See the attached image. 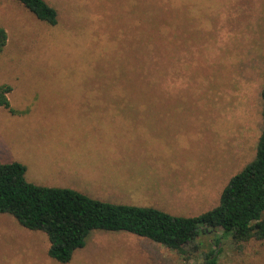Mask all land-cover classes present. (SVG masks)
Here are the masks:
<instances>
[{
    "label": "rangeland",
    "instance_id": "374dc122",
    "mask_svg": "<svg viewBox=\"0 0 264 264\" xmlns=\"http://www.w3.org/2000/svg\"><path fill=\"white\" fill-rule=\"evenodd\" d=\"M44 1L58 13L56 26L16 0H0L9 37L0 85L12 87L16 111L0 108V163L23 164L37 186L107 203L185 218L216 208L255 159L263 129L264 0H166L173 4L165 9L162 0ZM154 43L165 51L161 62L149 58ZM124 104L163 112L136 124V134L126 126L119 145L106 141L98 115ZM51 151L68 161L53 164ZM92 154L89 168L79 164ZM136 168L153 184L149 191L104 182L106 172ZM213 238L180 254L126 232L94 231L67 264H202ZM49 247L46 234L0 214V264H62ZM221 248L218 264H264L262 241L230 237Z\"/></svg>",
    "mask_w": 264,
    "mask_h": 264
},
{
    "label": "trees",
    "instance_id": "16d2710c",
    "mask_svg": "<svg viewBox=\"0 0 264 264\" xmlns=\"http://www.w3.org/2000/svg\"><path fill=\"white\" fill-rule=\"evenodd\" d=\"M16 1L39 21L50 26L58 24L56 9L46 1ZM172 4L161 1L163 9ZM8 41L6 29L0 28V54ZM147 50L151 61H162V45L148 44ZM12 91L10 85H0V108L15 115L8 98ZM261 98L263 129L256 157L229 181L219 205L207 213L194 218L178 217L155 208L102 202L71 189L37 186L26 180L24 165L12 162L0 163V214L11 215L27 230L46 234L49 258L62 264L72 261L94 231L126 232L180 254H185L184 248L198 238L213 235V249L202 264H218L221 244L227 238L236 243L264 242V89Z\"/></svg>",
    "mask_w": 264,
    "mask_h": 264
},
{
    "label": "crops",
    "instance_id": "0c3cea01",
    "mask_svg": "<svg viewBox=\"0 0 264 264\" xmlns=\"http://www.w3.org/2000/svg\"><path fill=\"white\" fill-rule=\"evenodd\" d=\"M156 109H163L161 106L157 107H151L149 105H113V106H104L101 110L102 115H98L99 119H104V132L106 134V141L110 142H117L120 145V139L122 136L127 135L128 136V129L126 126L130 125L131 133L136 134L137 128L135 127L136 124H139L142 122V120H148L152 121L153 119H156V116L150 115L154 112H163L158 111ZM142 114V115H141ZM120 128H124V130H127L125 134H119L117 131L120 130ZM62 140H58V143L61 144ZM48 159L50 158V162H52L55 165H63L64 162H67V156L62 154V152H53L47 154ZM94 157V154L88 155L85 158H81L79 156V164L85 165L86 168H89L90 162L88 160H85L86 158H92ZM151 158V156H149ZM116 158L117 160H121L120 158ZM23 165V164H22ZM27 169V168H26ZM120 170V169H119ZM27 173V172H26ZM105 177L108 178V180L104 181L108 184H119V183H127V184H133L138 185V190H144L149 191L150 185L153 186L152 183L146 182L144 179L146 176L138 171L136 168L135 171H110L106 172L104 174ZM116 179V180H114ZM33 184V183H32ZM161 185V184H160ZM139 186H144V188H139ZM54 188V187H52ZM63 189V188H62ZM68 189V188H64ZM72 190V189H71ZM152 190V189H151ZM76 191V190H73ZM153 191V190H152ZM78 192V191H76ZM165 192V191H164ZM81 193V192H79ZM84 194V193H82ZM86 195V194H84ZM88 196V195H87ZM90 197V196H89ZM95 200H99L98 198L91 197ZM104 202V201H102ZM112 204V203H111ZM115 205H122V204H115ZM127 206V205H125ZM135 207V206H134ZM151 208V207H147Z\"/></svg>",
    "mask_w": 264,
    "mask_h": 264
}]
</instances>
